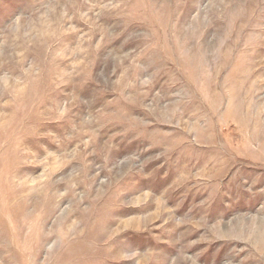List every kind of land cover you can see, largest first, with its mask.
I'll use <instances>...</instances> for the list:
<instances>
[{
	"label": "rangeland",
	"instance_id": "374dc122",
	"mask_svg": "<svg viewBox=\"0 0 264 264\" xmlns=\"http://www.w3.org/2000/svg\"><path fill=\"white\" fill-rule=\"evenodd\" d=\"M0 264H264V0H0Z\"/></svg>",
	"mask_w": 264,
	"mask_h": 264
}]
</instances>
